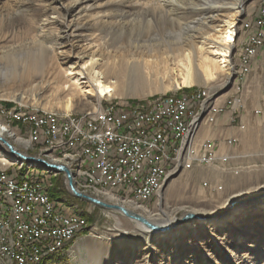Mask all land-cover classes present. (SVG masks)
<instances>
[{
    "label": "rangeland",
    "instance_id": "rangeland-1",
    "mask_svg": "<svg viewBox=\"0 0 264 264\" xmlns=\"http://www.w3.org/2000/svg\"><path fill=\"white\" fill-rule=\"evenodd\" d=\"M150 1L0 0V51L10 50L17 55L15 59H0V91L13 96L0 98V108L19 106L62 112L56 107L63 100V94L56 91L58 78H54L52 72L55 68L67 71L71 65L79 67L91 51L96 52L104 66L110 65L117 70L119 81L126 85V96L109 98L119 106L149 104L161 95H173L194 87L209 90L211 101L219 105L221 111L213 123L203 122L204 135L197 139L213 142L217 154L229 155L230 159L191 169H188L191 164H182L181 169L187 170L170 172L158 190L162 193L159 215L154 214L158 208V192L150 199L136 201L151 210L152 221H171L186 212L212 215L221 210L232 195L247 196L257 186L264 188V111L255 112L264 96V45L253 58L255 63L251 64L249 74L243 77L250 79L247 83L242 82L243 66L238 61L244 33L250 20L257 15L262 0H242L235 17L237 34L230 49L229 59L233 65L229 75L187 88L147 93V87H157L160 77L164 76L163 63L158 59L165 57L168 68H175L177 57H171L170 49L189 50L199 46L204 36H215V29L231 11L224 4L238 0H180V5L165 6L161 10L154 8ZM26 55L41 56L46 74L19 82L17 76L10 74L13 69H21V59ZM158 55L160 58H156ZM142 58L150 64L143 65ZM191 58L196 62L194 54ZM134 60H138L140 66H136V72L129 73V62ZM233 74L235 78L230 84ZM85 97H77L70 113L80 116L77 113L93 108V104H107L97 95ZM223 114L230 115L229 125L225 124L224 128L235 127L237 135L227 132L219 139L212 126ZM25 130L20 132L25 133ZM232 137L236 141L226 144L225 141ZM16 148L36 155L39 144L34 142L26 149L23 145ZM29 166L34 168L29 173L23 170L22 177L32 173L46 174L52 187L56 185L57 189L69 193L62 172L53 176L36 164ZM79 190L114 202L104 193ZM61 200L74 205L78 214L86 219L87 230L60 252L46 257L43 264H264V203L241 206L235 220L217 229H213L212 220H208L195 229L186 228L171 236L156 235L145 239L137 222L119 211L73 200L66 195Z\"/></svg>",
    "mask_w": 264,
    "mask_h": 264
},
{
    "label": "built area",
    "instance_id": "built-area-1",
    "mask_svg": "<svg viewBox=\"0 0 264 264\" xmlns=\"http://www.w3.org/2000/svg\"><path fill=\"white\" fill-rule=\"evenodd\" d=\"M264 45V0L257 15L250 20L242 39L243 73L249 74L252 60ZM204 88L197 87L190 93H176V98L164 100L143 110L127 112L118 105H98L97 114L75 120L62 118L45 119L38 117L31 136L39 139L59 136L55 148L80 146L84 154V171L81 181L87 182L91 175L121 189V183H129V191L150 199L151 182L163 180L165 166L181 169V162H175L176 154L191 159L193 166L213 162H227L229 155L217 154L215 144L209 140L197 139L196 127L194 150L178 151V132L185 129L187 114L195 106V99ZM211 100V99H210ZM201 109V116H202ZM221 107L214 104V112L206 117L213 123ZM264 111V96L260 108ZM6 115L0 110V116ZM30 110L19 109L17 119L26 124ZM243 128V126H240ZM236 138L225 142L233 144ZM34 156V155H33ZM41 179L35 178V185L11 174V166L1 160L0 166V261L3 264H28L39 257L45 249H60L65 243L84 232L80 221H72L64 211H58L40 191ZM15 200L16 209H6L5 201ZM9 240H16V247H9Z\"/></svg>",
    "mask_w": 264,
    "mask_h": 264
},
{
    "label": "bare ground",
    "instance_id": "bare-ground-1",
    "mask_svg": "<svg viewBox=\"0 0 264 264\" xmlns=\"http://www.w3.org/2000/svg\"><path fill=\"white\" fill-rule=\"evenodd\" d=\"M147 3V2H146ZM151 4L154 5V8L161 10L163 7L168 6L169 8H173L175 5H180V0H151ZM242 0H238L234 3H226L225 6L228 5L230 14L221 20V23L218 25V28L215 29V36L207 35L204 36L199 46H192L189 50L185 49L182 52L177 48L170 49L171 57H177L176 59V67L168 68L166 65L165 57L160 58V56H156V58L162 65V70L164 71V76L160 77L159 83H157V87L148 86L146 89L147 93H152L153 90H160L165 92L169 89H180L187 88L191 86H195L199 82L208 83L212 82L221 75H229L232 68V62L229 59L230 57V49L232 48L235 42L236 32V23L235 17L239 9L241 8ZM191 36H187L186 38H190ZM173 39V38H172ZM159 41L162 39L159 38ZM163 41V40H162ZM147 42V41H146ZM163 44V43H162ZM147 46L145 45V48ZM175 47V46H174ZM208 49V50H207ZM149 51V50H148ZM167 51V50H166ZM242 52V51H241ZM239 54V65L243 66V55ZM41 53V52H40ZM169 54V53H168ZM191 54H194L197 57L196 62H194L191 58ZM95 51L88 52L85 55L86 60L82 65L78 66H70L69 69L63 70L61 68L54 69L52 72L54 78L56 79V91H60L63 96V100L57 104V109L62 111L60 113L53 111H41L37 109H31V112L35 115H28L26 118V124L22 121H11L17 119V113H19V109L22 110H30L28 108L22 107H7L0 108V110H5L6 115L0 116V136L6 138L17 150L24 156H31L35 158L44 159L47 162L55 163V164H63L67 166L73 175V182L75 187L79 190H92L97 193H104L106 197L110 201L122 202L127 205L128 208L138 212L142 216L146 217L150 221H152V216L154 214H161L162 207L160 199H162V193L158 190L162 188L164 184V180H166V176L173 170H176L175 167L171 165L165 166V173H163V180H153L151 182V194H157L158 192V208L157 213H152L151 210L146 209L143 204L139 201L140 198L144 201L146 198L143 195L132 194L129 191V183H121V189L112 186V184L104 182L102 179L98 178V175H91L87 182L81 181V172L84 171V154L83 150L80 149V146H65L64 148H55L54 145L59 144V136H47L45 138L39 139L37 137L31 136L29 132L34 130V124L38 122V117L45 119H56L62 118V120H75L77 118H83L84 116H94L97 114V106L95 104L92 105L91 109H83L77 114L80 116L73 115L70 113L77 103V97L79 95L83 96H95L98 98H103L106 100V105H117L116 102H112L109 98L115 96L124 97L127 95V88L124 82H120L119 72L115 70L110 65H105L101 63V58L96 56ZM17 55L10 50H2L0 51V59L3 58H13ZM24 59H21V69L16 70L13 69L10 76L18 77L19 82L28 81L31 77L35 75L44 76L46 71L42 65V57L34 56L33 58L29 56H23ZM168 59V58H167ZM157 60V59H156ZM143 65H149V61L142 58ZM194 62V64H193ZM155 63V62H154ZM129 73L133 71L136 72L137 67L140 66V62L138 60H134L129 62ZM57 67V66H56ZM78 67V68H77ZM9 76V77H10ZM6 77V76H5ZM8 77V78H9ZM7 78V81H8ZM112 78V79H111ZM6 79V78H5ZM4 79V80H5ZM16 79V78H15ZM6 81V80H5ZM197 87L192 89H186V91L182 90L179 93H190ZM13 97L8 93H5L4 90L0 91V98H8ZM86 98V97H85ZM170 98H176V94L173 95H161L156 99L152 100L149 104L141 105V106H129L123 107L119 106L118 108L127 110V112H134L143 110L144 108L151 107V105L164 101L170 100ZM82 99V98H81ZM211 94L209 90L202 89L201 95H199L195 99V106L197 108H191L187 114V119L185 121V129L178 132V151H185V143L187 142V150H194V135H190V131H194L196 127V132H198L200 125L203 122H206V117H209L214 112V101H211ZM201 109L202 116H201ZM205 124V123H203ZM25 130V133L20 131ZM22 134H20V133ZM24 132V131H23ZM202 132V131H201ZM34 140V141H33ZM36 142L39 144V148L37 149L36 155H28L26 153L21 152L16 147L23 145V147L28 148L32 146V144ZM226 145V144H225ZM1 160H3L7 165H10L12 170L11 174L15 175L16 178H20L21 180H28V185H35V178L39 177L41 179L40 183V191H44V197L46 198V202L52 205L54 208H57L58 211H64L69 215L72 221H80L82 225V230H87V221L82 216L79 215L76 211L74 205H68L66 201L61 199H53L49 195V190L52 187V182L48 178H46V174L36 173L31 174L28 177H22L25 171H29L34 167H30L29 164H36L38 168H44L48 174L53 176L57 175L59 172L53 169L47 168L36 161H28L22 157L16 156L15 154L10 153L0 142V166ZM175 162H181L182 164H186L185 166H189L191 164V159H184L183 154L175 155ZM185 168V167H184ZM23 170H25L23 172ZM23 172V173H22ZM29 173V172H28ZM51 178V176H49ZM65 178V177H64ZM166 178V179H165ZM257 186L254 192L259 191L261 188ZM91 191V192H92ZM118 195V196H117ZM245 195L238 196L244 197ZM123 197V198H122ZM235 195H232L227 200L224 207L221 209H225L228 201L231 198H234ZM127 198V199H126ZM117 201V202H118ZM118 202V203H119ZM259 203H264V199H261L257 202L251 203L252 206H255ZM6 209H16V201L8 200L5 201ZM240 208V207H239ZM239 208L232 209L229 213L222 214L221 216L214 218L210 224L213 229H217L219 226H224L229 224L232 220H235L237 215L240 212ZM219 210L218 212H220ZM199 213V212H198ZM139 226V231L141 235L147 239L152 236L160 235L162 237L171 236L178 231L184 229H195L198 226H202L201 221H191L182 225L177 230L168 231L167 233H157L153 230H150L144 227L142 224L137 222ZM214 235V234H212ZM71 241L65 243L64 247L60 249H45L39 253V257L29 261L28 264H43L46 257L51 256L52 254H56L60 252L66 245H68ZM149 244V243H148ZM9 247H16V240H9ZM3 263V261H2ZM55 264V263H54Z\"/></svg>",
    "mask_w": 264,
    "mask_h": 264
},
{
    "label": "water",
    "instance_id": "water-1",
    "mask_svg": "<svg viewBox=\"0 0 264 264\" xmlns=\"http://www.w3.org/2000/svg\"><path fill=\"white\" fill-rule=\"evenodd\" d=\"M234 78H235V75L233 74L231 77L230 84H232ZM0 142L10 153L15 154L16 156L22 157L28 161L39 162L40 164H42L43 166H45L47 168L53 169V170L58 171V172H62L65 176V179H66L67 189L72 196H74V197H76L82 201H86V202H88L94 206L119 211L124 216H126L127 218H129L133 221H136V222L142 224L144 227H146L150 230H153L154 232H157V233H164V232L172 231V230L177 229V228L181 227L182 225H185L186 223L191 222V221L203 222V221L213 220L214 218H217V217L221 216L222 214L229 213L234 208H239L243 205H248L250 203H254V202H257L261 199H264V188H263V189H260L259 191L255 192L254 194H251V195H247L244 197L231 198L228 201V204H227L225 209L221 210L220 212H216L212 215H205V214L198 213V212H186L183 215H181L180 217H178L174 220H171V221H169V220L168 221H162V222L150 221L146 217L142 216L138 212L128 208L127 206H125L123 204L108 202V201L100 199L96 196H93V195H90V194H87V193H84V192L78 190L74 185L73 175L71 173V170L67 166H65L63 164L50 163V162H47L46 160L40 159V158H35V157H31V156H24L20 152L15 150L13 145L3 136H0Z\"/></svg>",
    "mask_w": 264,
    "mask_h": 264
},
{
    "label": "crops",
    "instance_id": "crops-1",
    "mask_svg": "<svg viewBox=\"0 0 264 264\" xmlns=\"http://www.w3.org/2000/svg\"><path fill=\"white\" fill-rule=\"evenodd\" d=\"M254 63H255V60H253V62H252V65H254ZM249 78L247 77V78H243V81L242 82H245V83H247V82H249ZM229 112V111H228ZM229 121H230V115H228V117L225 115V114H223V115H221V116H219V118L217 119V121L213 124V128H214V134H218V136H219V139H220V137L221 136H223V134H226L227 132L232 136V135H237V131H236V129H235V127H232V126H229V127H225L224 128V125L225 124H227V125H229ZM205 125L204 124H201L200 125V127H199V130H198V132H197V138L198 137H201V136H203L204 134H203V127H204ZM237 128V127H236ZM202 131V132H201ZM203 134V135H202ZM239 134V133H238ZM223 143H224V141H223ZM219 144V148H220V146H221V142H219L218 143ZM11 170H12V168H11Z\"/></svg>",
    "mask_w": 264,
    "mask_h": 264
},
{
    "label": "trees",
    "instance_id": "trees-1",
    "mask_svg": "<svg viewBox=\"0 0 264 264\" xmlns=\"http://www.w3.org/2000/svg\"><path fill=\"white\" fill-rule=\"evenodd\" d=\"M6 105H10V103H7ZM55 184H56V180H55ZM49 195L51 198L53 199H62L63 196H70L71 199L73 200H78V198L70 195L65 189H60V188H56V185L53 186L50 190H49ZM80 202H84V201H81ZM86 203V202H84ZM87 220H89V217H87ZM48 261H51V259H48ZM52 262V261H51ZM50 264V262H48ZM47 264V263H46Z\"/></svg>",
    "mask_w": 264,
    "mask_h": 264
}]
</instances>
